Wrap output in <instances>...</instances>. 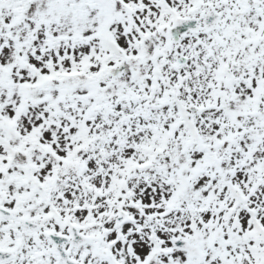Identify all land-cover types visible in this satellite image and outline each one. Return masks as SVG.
<instances>
[{
    "label": "snow or ice",
    "instance_id": "snow-or-ice-1",
    "mask_svg": "<svg viewBox=\"0 0 264 264\" xmlns=\"http://www.w3.org/2000/svg\"><path fill=\"white\" fill-rule=\"evenodd\" d=\"M0 264H264V0H0Z\"/></svg>",
    "mask_w": 264,
    "mask_h": 264
}]
</instances>
